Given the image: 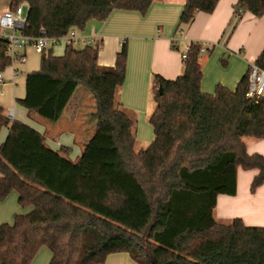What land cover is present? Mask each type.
Segmentation results:
<instances>
[{"label":"trees","instance_id":"trees-1","mask_svg":"<svg viewBox=\"0 0 264 264\" xmlns=\"http://www.w3.org/2000/svg\"><path fill=\"white\" fill-rule=\"evenodd\" d=\"M153 1L10 0L9 8L29 4L22 35L37 38L44 30L55 39L105 21L114 10L146 14ZM219 1L186 0L178 29L200 12L213 13ZM246 13L262 17L264 0H238L233 30ZM64 47L60 56L52 49L42 54L17 102L29 115L56 122L83 86L94 97L97 127L72 161L69 148L54 151L43 134L11 120L0 104V133L9 131L0 146V201L16 192L19 205L31 209L0 225V264H32L43 247L52 254L49 264H104L117 253L138 264H264V227L214 217L218 197L236 195L240 168L258 171L252 193L264 184V156L250 155L244 141L264 139V96L247 97L252 65L264 70V49L235 90L219 84L207 94L201 89L203 45L190 42L181 76H154V140L136 152L135 122L116 101L127 43L113 67L99 65L97 45ZM11 66L0 42V73Z\"/></svg>","mask_w":264,"mask_h":264},{"label":"crops","instance_id":"crops-1","mask_svg":"<svg viewBox=\"0 0 264 264\" xmlns=\"http://www.w3.org/2000/svg\"><path fill=\"white\" fill-rule=\"evenodd\" d=\"M237 2L238 0H220L213 13L200 12L191 24L180 29L178 25L186 0H154L146 14L114 10L107 20H92L84 30H77L82 38L78 43L82 44V49L90 45L100 47L98 63L103 67H113L122 44L127 43L126 76L124 84L117 90L116 101L135 122L136 143L145 146L154 140V129L150 124V117L156 108L152 97L153 79L155 75H159L166 80H176L183 74L184 61L179 46L190 42L213 46L208 47L212 49L211 53L200 56L203 72L201 89L204 93L213 94L219 84L230 90L237 88L264 48V15L258 18L251 13L244 14L233 37L226 42L224 32L234 19V6ZM60 46L52 45L50 49L56 55L55 48ZM240 46L249 47L248 53L242 55ZM64 51L60 50L58 54H63ZM26 53L27 61L24 64L9 67L10 74L6 77L4 74L5 82L0 84L4 86L5 95L0 98V103L6 98L11 104L13 99L15 107L11 109L15 111L16 120L43 134L47 145L54 151L69 148L70 160L77 161L97 127L94 97L79 86L60 120L51 122L32 117L27 109L17 104L18 99L26 96L27 75L21 79V73L26 69L31 70L27 74L39 70L42 55L31 48ZM35 57H38L37 61H33ZM14 71L17 74L15 84L12 83ZM21 80H24V87H19ZM5 114L7 115L6 110ZM8 132L7 128L2 129L0 146L5 142ZM245 143L250 155L264 156V139H253ZM257 174V170H238L237 193L234 196L218 197L214 211L216 221L229 224L239 218L248 227H264V184L254 193L251 191ZM18 205L13 194L0 201V225L11 224L20 210L21 206ZM25 210L29 212L31 209ZM36 262L35 258L32 264H37ZM104 264L138 263L127 253H117L109 255Z\"/></svg>","mask_w":264,"mask_h":264},{"label":"built area","instance_id":"built-area-1","mask_svg":"<svg viewBox=\"0 0 264 264\" xmlns=\"http://www.w3.org/2000/svg\"><path fill=\"white\" fill-rule=\"evenodd\" d=\"M29 15V4L24 2L20 4L15 10L7 9L0 15V42L7 44V54L12 60L13 68L16 64H24L27 61V49L31 48L38 54H43L50 49L52 45H77L82 38L78 35L77 30L71 29L69 33L61 38L51 39L47 36L46 31H41L40 36L37 38L24 36L22 31L18 30V27L27 24ZM203 45L201 54L207 53L208 48ZM190 50V43L185 45L182 51L183 61L187 57V53ZM16 71L13 73L12 83L16 82ZM5 82L4 72L0 73V83ZM264 96V70L252 65L251 74L249 79V91L247 93L248 98H258ZM9 118L15 119V111L11 109L9 112Z\"/></svg>","mask_w":264,"mask_h":264},{"label":"rangeland","instance_id":"rangeland-1","mask_svg":"<svg viewBox=\"0 0 264 264\" xmlns=\"http://www.w3.org/2000/svg\"><path fill=\"white\" fill-rule=\"evenodd\" d=\"M10 7V0H0V15L1 14H3L8 8ZM236 18L233 20V24L232 25H228L227 26V29H226V31L224 32V37L226 36V42H227V40L229 39V40H231V38L233 37V35H234V33H235V30H233V25L236 23ZM239 25V24H238ZM238 27V26H237ZM181 43H179V45H180ZM227 44V43H226ZM80 45H82V44H77V45H75V47L77 48V49H82V47L83 46H80ZM208 47H213L212 45L210 46V45H206V47L205 48H208ZM179 48H180V50H181V52H182V50H184V48H185V46H183V45H181V46H179ZM240 49V52H241V54L243 55V53L245 54L246 52L248 53V50L250 49L249 47H247V46H244V47H239ZM264 49V48H263ZM60 50H65V47H56L55 48V51L57 52V56H60V55H62V53L61 54H58L59 52H60ZM242 50V51H241ZM237 55L238 56H242V55H240V53H237ZM40 56H41V54H40ZM242 58H243V56H242ZM37 59H38V57H35L34 59H33V61H37ZM39 59H40V57H39ZM10 71H11V69L10 68H7L5 71H4V74H5V77L6 76H8V74H10ZM31 70L30 69H26V71H23V73H21V79H22V77H23V79L25 78V76L27 75V73L28 72H30ZM23 83V84H22ZM23 85V87H24V80H21V84L19 83V87H21ZM3 85L2 84H0V98H3V96L5 95V93H4V90H3ZM22 89V88H21ZM20 89V90H21ZM80 89H82L83 91H85V92H87V93H91L88 89H86L85 87H83V86H81L80 87ZM20 90H19V93H20ZM9 101L6 99V98H4V102H1L0 104L5 108V110L7 111V116H8V111L11 109V107H15V104H14V102L15 101H13V99H12V103L11 104H9L8 103ZM17 104H18V106H20V107H23V106H21L18 102H17ZM32 117H36V118H40V119H43V118H41V117H39V116H37L36 114H32L31 115ZM44 120H46V119H44ZM47 121V120H46ZM245 141L246 142H249V141H253V139L252 138H245ZM79 142V141H78ZM151 144V143H150ZM150 144H148V145H145V146H142L141 145V143H136V147H135V150H136V152H140L141 151V149L142 148H144V149H147L148 148V146L150 145ZM78 146H79V143H78ZM143 150V149H142ZM15 195L16 196V203H17V205H18V202H17V199H18V194L16 193V192H14V193H11V195ZM18 207H20L19 205H18ZM20 210H19V212L17 213V214H25V213H27V211L25 210V209H21V207L19 208ZM14 223V220L11 222V224H13ZM5 224H9V223H5ZM51 257H52V255H51V252H50V250L48 249V248H46V247H43V248H41V250L38 252V254H37V256L35 257L36 259H37V264H45V263H47L48 262V264H49V262H50V260H51ZM43 261V262H42Z\"/></svg>","mask_w":264,"mask_h":264},{"label":"water","instance_id":"water-1","mask_svg":"<svg viewBox=\"0 0 264 264\" xmlns=\"http://www.w3.org/2000/svg\"><path fill=\"white\" fill-rule=\"evenodd\" d=\"M26 25H27V24L25 23L23 26L18 27V30L23 31V30L25 29Z\"/></svg>","mask_w":264,"mask_h":264}]
</instances>
